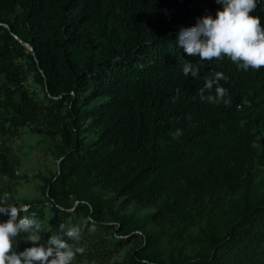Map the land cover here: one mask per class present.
<instances>
[{"label":"trees","instance_id":"16d2710c","mask_svg":"<svg viewBox=\"0 0 264 264\" xmlns=\"http://www.w3.org/2000/svg\"><path fill=\"white\" fill-rule=\"evenodd\" d=\"M218 10L216 0H0V197L19 164L6 141L24 129L46 137L58 168L43 179L40 243L82 247L72 264H110L130 242L113 264H264V68L178 45L180 28ZM251 15L264 25V0ZM215 72L230 104L200 99ZM121 197L153 212L133 222L112 208ZM41 204L20 218L41 223ZM72 227L79 241L64 236ZM23 239L17 252L32 246Z\"/></svg>","mask_w":264,"mask_h":264},{"label":"clouds","instance_id":"9594fccd","mask_svg":"<svg viewBox=\"0 0 264 264\" xmlns=\"http://www.w3.org/2000/svg\"><path fill=\"white\" fill-rule=\"evenodd\" d=\"M222 10L216 12L215 18L205 15L197 19L196 24L180 28L177 33L179 49L187 56L199 57L200 61H222L227 57L238 69L259 71L264 68V25L260 18L251 15L257 7V0H216ZM183 74L196 77L199 67L186 64ZM227 80L222 72H215L213 78H205L204 86L199 90L202 102L217 104L225 99L227 90L219 86V81ZM215 85V95L211 93ZM175 99L173 102H175ZM178 139L182 132L177 129L172 134ZM10 195L0 197V215L8 216L0 221V264H72L78 253L84 249L69 244L58 235H51L47 244L40 243L41 223L32 216L20 214L28 211V206L18 207L9 203ZM61 231L64 225L60 226ZM24 235V241L31 247L17 252V238ZM64 236L71 241H79L80 232L76 227L69 228Z\"/></svg>","mask_w":264,"mask_h":264},{"label":"rangeland","instance_id":"374dc122","mask_svg":"<svg viewBox=\"0 0 264 264\" xmlns=\"http://www.w3.org/2000/svg\"><path fill=\"white\" fill-rule=\"evenodd\" d=\"M6 145L10 149V154L18 161L16 177L10 180L7 190L12 197V204L23 207L24 205L30 208L32 202L39 200L43 208L38 214L41 217L42 230L41 235L45 234L48 220L51 218L48 204L43 195V179L50 178L58 168V161L51 155L48 148H52L51 143L46 137L30 132L28 129L20 131L16 136L6 141ZM256 182L261 183V190H264V162L256 163ZM125 197L119 198L112 206L114 211L119 215L129 216L130 220L144 223L145 218L153 212L151 207L140 205L134 202L124 203ZM39 217V218H40ZM216 220V219H215ZM111 230L116 228L114 223H108ZM140 234L138 231H134ZM133 232V234H134ZM123 238L130 236H121ZM136 243L130 242L128 245L117 254L110 264L114 262H123L128 252L135 248ZM85 257L80 256L74 264H94L88 263Z\"/></svg>","mask_w":264,"mask_h":264}]
</instances>
